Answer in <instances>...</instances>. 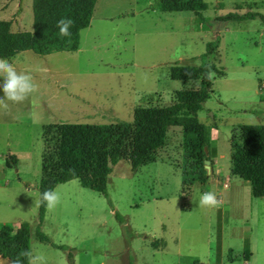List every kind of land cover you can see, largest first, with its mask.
Returning <instances> with one entry per match:
<instances>
[{
	"label": "rangeland",
	"instance_id": "obj_1",
	"mask_svg": "<svg viewBox=\"0 0 264 264\" xmlns=\"http://www.w3.org/2000/svg\"><path fill=\"white\" fill-rule=\"evenodd\" d=\"M201 1L207 8L200 17L162 11L160 0H94L90 24L60 37L56 22L34 32L32 0H0V19L17 35L10 61L37 85L23 103L0 109V226L29 223V264L34 257H42L37 264H193L216 252L219 264H242L249 237L252 264L262 263L264 197L230 173V140L239 125L264 123V24L219 17L264 14V0ZM216 37L207 58L215 66L211 92L197 113L215 150L209 167H194L196 146L171 126L152 162L112 166L107 196L77 179L57 184L60 202L46 207L39 225L41 163L53 165L56 157L53 126L114 125L131 121L138 106L172 103L177 90L197 88L199 80L172 79L170 67L200 64ZM205 192L216 194L217 207L199 205ZM37 226L49 242L35 237Z\"/></svg>",
	"mask_w": 264,
	"mask_h": 264
},
{
	"label": "trees",
	"instance_id": "obj_2",
	"mask_svg": "<svg viewBox=\"0 0 264 264\" xmlns=\"http://www.w3.org/2000/svg\"><path fill=\"white\" fill-rule=\"evenodd\" d=\"M94 4V0H32V25L39 28L62 17H70L74 21L72 29L86 28L90 24ZM159 8L162 11H189L201 17L207 5L201 0H160ZM256 17L264 24V14L251 11L244 14L228 12L219 19L227 21ZM10 25L9 20L0 19V58L10 59L15 55L17 35ZM218 42L216 37L206 43L205 52L200 55V64H174L170 67L172 79L199 80L197 88L177 90L172 103L138 106L131 121H120L114 125L64 122L53 126L56 157L53 165L47 163L49 160L41 163L39 225L46 211V205L40 202L41 193L54 189L59 183L77 179L82 187L107 196V180L112 166L123 159H127L133 169L152 162L156 150L164 145L171 126H180L184 139L196 146V158L190 156L194 167L202 165L211 153L214 155L215 150L210 151L209 130L199 121L197 113L210 96L211 73L215 71V66L207 62V58L215 52ZM237 130L230 140V173L248 181L254 197H264V123H243ZM48 133L44 131L45 135ZM206 179L205 175L200 176V183H205ZM30 235L27 222H21L17 227L1 225L0 256L8 258L13 264H29ZM34 235L39 241H50L39 226ZM248 255L246 245L243 256L247 259Z\"/></svg>",
	"mask_w": 264,
	"mask_h": 264
},
{
	"label": "clouds",
	"instance_id": "obj_3",
	"mask_svg": "<svg viewBox=\"0 0 264 264\" xmlns=\"http://www.w3.org/2000/svg\"><path fill=\"white\" fill-rule=\"evenodd\" d=\"M74 21L68 17H62L56 22L60 37H70V28ZM37 90L33 77L28 72H18L15 64L8 58H0V109L7 111L9 103L19 104L26 101ZM41 195V203H44L49 211L54 210L60 202V195L54 189L45 190ZM201 207L215 208L220 201L214 192H205L200 195ZM42 257H34L31 264H37Z\"/></svg>",
	"mask_w": 264,
	"mask_h": 264
},
{
	"label": "crops",
	"instance_id": "obj_4",
	"mask_svg": "<svg viewBox=\"0 0 264 264\" xmlns=\"http://www.w3.org/2000/svg\"><path fill=\"white\" fill-rule=\"evenodd\" d=\"M41 28V27H39ZM39 28H34V32L36 33H39ZM28 46V48L30 46H32V44L30 42H28V44L26 45ZM15 54H17V48L15 47ZM47 243V242H46ZM248 247V250H249V255H248V258L245 259L244 256H243V250H242V257H243V262L242 264H252V260H253V256H254V246H253V242H252V239L249 237L247 240L244 241V245L243 246H246ZM212 248H210L211 250ZM244 249V247H243ZM176 255H179L178 253H176ZM217 255L218 253L216 252V258L215 259H212V253L208 255V259H207V262L205 263H197L196 261L194 262L193 261V264H219V262H217ZM231 259H233V257H231ZM261 264H264V238L263 240H261Z\"/></svg>",
	"mask_w": 264,
	"mask_h": 264
},
{
	"label": "water",
	"instance_id": "obj_5",
	"mask_svg": "<svg viewBox=\"0 0 264 264\" xmlns=\"http://www.w3.org/2000/svg\"><path fill=\"white\" fill-rule=\"evenodd\" d=\"M210 161L208 159L204 160L205 166L209 167ZM0 264H13L8 258L0 256Z\"/></svg>",
	"mask_w": 264,
	"mask_h": 264
}]
</instances>
